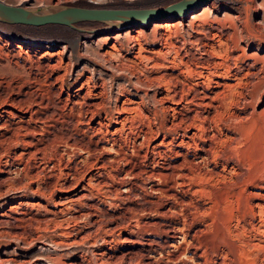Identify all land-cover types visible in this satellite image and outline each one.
Wrapping results in <instances>:
<instances>
[{
    "label": "rangeland",
    "instance_id": "1",
    "mask_svg": "<svg viewBox=\"0 0 264 264\" xmlns=\"http://www.w3.org/2000/svg\"><path fill=\"white\" fill-rule=\"evenodd\" d=\"M2 1L9 3L27 2L30 4L64 1L113 6H149L165 4L174 0ZM206 9L203 10L202 7L196 6L192 9L194 15H190L191 12H188L185 16L180 17L179 22H176L175 20L176 17H178L176 14L167 13L162 17L163 21H160V23L155 22L157 23L155 24L153 22V24L149 21L141 24L137 23L136 25L141 26H139L140 32L138 33V40H132V38L128 37L124 31L131 24L123 27H106L95 30L76 29L73 27H71V30L70 26L67 25L69 27L68 29L65 24H61L64 26L48 25L47 23L39 25L26 23L4 24L3 26L5 27V30H0V95L1 97L3 95V98H6L8 94L16 96L20 95L22 97L23 90L30 88L34 93L32 92L33 94H31V96L30 94L29 96L26 95L24 98H27V101L24 100V103H27L29 100L39 99H42V102H46V107L40 109V115H48L45 119L47 122L46 126H48L46 136L48 135L51 137L47 136L53 145L48 140V143L49 145H52V148L50 149L49 145H46L44 148L45 150L42 153V157L44 158H42L44 160L43 164H40L39 157L37 156H24L21 159L20 154L18 155L21 151V146L10 148V151L13 153L12 157L15 158L11 163L5 165L3 163L5 157L2 158V166H4L6 170L2 173V177H9V180H6L9 188L4 192V196L0 198V213L3 210H6V207L10 203L20 199L23 202H27L20 205L21 208H25V206L28 205L27 207L29 211L44 216L46 215L45 211L55 209L52 199L54 200L55 198L56 200L59 196L73 193V188L68 192L59 190L57 188V181L53 182L52 180L56 179L55 177H57V174L60 175V170L64 168L65 165L69 167V165L72 166L74 164L72 161L76 159V156L74 155L75 149L81 150L77 145L75 149L73 146H69L65 140L71 142L72 138L76 139L75 137H77L86 141V139L89 140L90 138L87 134H83L81 131L76 130V115H69L67 111L68 108L64 109L65 113L61 112L60 104L61 99L67 96L68 93H74L82 79L87 76H89L88 80H90V84H93L91 82L94 81L98 88L103 89V96L105 98L103 97L104 108H102L101 111L102 115L105 112L107 115L114 111L115 107L118 104H122L127 98L139 101L141 96H143L144 103H138L139 105L137 106L139 107L134 110L136 116L134 115L133 125L138 124L139 122H148L154 128H158L161 121L171 124L172 121L177 120L176 117L179 116V114H177L178 112L164 108L165 103L154 99L156 90H158L157 83H152V81H150L148 83L149 85L144 84V86L137 80L138 78H141L145 81V75L152 69V60H141L140 62L138 58H134V55L139 51L140 45L138 42H141L143 47L145 46L146 53L150 55H152L154 53L152 51H155L156 49H168L170 43H172L177 51L179 50L182 53L185 52V54L187 52L190 55V59L192 57V61H190L192 67L190 66V68L193 71L197 68L191 76L188 75V78H190V81L192 82V87H194L193 89L199 87L195 85L196 81H204L208 78V75L210 77H213L216 74L221 76L226 69V72H228H225V75H222L221 77H227L230 73L235 74L236 72H239L241 79L238 78V76L236 77V75L234 76V74L231 75V83L218 89L220 91L222 90L221 92H218L221 95H217L218 93L214 95L213 103L216 105L214 106V104H212V106L205 109L206 112H203V115H205L204 113L208 114H206L207 116H204V118H206V121L204 120V126H206V134L208 133L209 146L212 145L213 147H211L219 152L218 155L221 156L217 157L219 161L225 162L226 160H229L226 173H224L225 178L216 175L212 178L211 176H206L207 178L205 177L203 179L199 178V180L198 178L195 180L190 178L192 181L188 178L185 180L186 183L184 184V187H188V190L191 191L189 192L187 190L190 196H193L192 201L195 202V200H197V202H201L203 207L206 208L207 214H202V212H200V216H197L199 218H193L194 220L200 219V221L202 219L201 227L206 230H203L204 237L206 235L211 241L215 240L217 243L219 242L220 249L223 252H227L229 264H235L236 262L239 264H264V202L262 206H254L256 208L253 207L252 210L244 203L245 200L242 198L243 185L246 186V183H250L255 179V182H253L254 185L249 186V189L260 191L262 188L259 183H264V0H209ZM173 22L175 23L173 24ZM78 24H82L85 27H88L90 24L94 25L90 22L87 24ZM97 24H102V22L95 23V25ZM20 32H25V35ZM112 44H114V47L116 46L114 49L111 47ZM171 49L170 52L174 55L173 50L175 49ZM204 49L206 51H212L216 56L213 59L215 62H209L210 64L207 66H202L203 59L201 56L205 51ZM107 50L112 52L107 53ZM216 52L219 53V56ZM245 53L251 55L248 56V58H245ZM171 54L168 55V59L169 57L170 59L172 58L173 55ZM133 60H135V62ZM216 60H218V62ZM251 60L254 63L253 66L247 64V61ZM48 62L66 63L68 70H63L61 67L59 69L58 67L55 69V72L51 75H47L49 76L47 77L44 71L46 70L45 66ZM164 62L170 64L167 60ZM179 64L178 70L181 72V75L184 73L186 74L185 71L190 70L186 68V65L183 62L180 61ZM214 66L216 67L214 68ZM201 70L204 72V76L202 75V78H199V73L197 71ZM247 70H249L248 75ZM48 71L52 72V70ZM56 72H63L62 80L59 78L56 79L54 81L56 83L52 84L50 88L42 84L43 81H50V77H53ZM61 81H63V85L58 83ZM207 81L210 82L209 78L204 82L207 84ZM146 90L147 97L144 96ZM28 98L30 99L28 100ZM89 99L90 98H86V101H89ZM193 101L195 102L196 100L193 99ZM194 106L193 109H195L193 112L195 111L194 113L196 114L198 107H196V105ZM103 109L106 111H103ZM142 111L143 113H141ZM193 112L191 114L192 116L195 115ZM51 115L53 117H51ZM140 115H142V118H145L143 120L142 118L140 119ZM22 116L27 119L26 115L22 114ZM98 117L99 115H96V119ZM11 119L18 120L17 116ZM72 121L74 122V125ZM197 123L198 121L191 120V127L195 128L194 125H197ZM214 123H217V126ZM209 125L212 129L209 128ZM176 126L180 127L182 126V123L179 126ZM176 126L174 128H176ZM216 127L217 129H215ZM174 130L175 129L172 131L174 132ZM214 132L217 136L213 135ZM60 133L64 138L60 136ZM159 133H166L168 135L169 132L167 130H161ZM171 133L172 132H170V134ZM122 135L127 139V133L125 134V132H123ZM65 136L66 138L68 137V139H65ZM214 137L219 139L216 140ZM220 137L221 140L223 139L222 141L220 140ZM54 138L56 141H54ZM74 142L84 146L83 143L78 142L77 140ZM48 149L49 152H47ZM227 151H229V154H226ZM81 152L84 153L83 151ZM222 152H224V155ZM92 154L93 156L100 155L99 151H94ZM47 155H51V157H48ZM21 161H24V163L26 162V165H28L27 169L30 170H26L27 173H25L26 168H18L22 166L18 164ZM55 162L56 164L54 165L56 167H53L52 164ZM57 164L60 165L57 166ZM42 165L45 167L40 171ZM46 166L48 167V170ZM221 166L220 162L217 166L218 169H220ZM233 167H235V169H233ZM17 169L19 170L17 171ZM34 169H38L39 171L37 170V172H34ZM230 169L231 171H228ZM52 170L54 172H52ZM123 173L124 172H119L118 175L123 176ZM252 173L255 177L258 175L259 178L249 177ZM236 175H240L239 178L241 180L243 179L245 182H243L244 184L239 182V187L236 186L237 183L233 181L236 179ZM58 180L59 182L62 180V175H60ZM79 188L80 186H77V189ZM194 189H198L196 194ZM239 191L241 193H238ZM41 192L43 193L41 194ZM208 195H210V197ZM236 195H242V197L240 196L242 199ZM213 198L214 200L217 198L216 201L218 202L214 201ZM236 199H240V206H238L239 204ZM28 202L30 203L28 204ZM120 205L122 204L113 207L114 210L112 209V206L111 208H107L108 212H98L97 219L105 218L104 213H107L108 215V213L115 212V208L118 209ZM107 206L109 207V205ZM248 213L252 214L249 215ZM65 216L67 215H50L45 220L33 222L31 224L21 222H16V224H13L15 222H12L11 224L2 223L0 221V264H70V262L75 261L78 255L81 254L90 259L93 264H96L106 258V255H120L122 250L120 248L121 243L119 242V238L122 235V232L119 228L105 232L103 230L104 227L108 228L109 225L106 226L104 224L103 228H98V226L92 227V216L79 217L77 223H73L72 220L68 223V221L65 220ZM187 218L188 220L190 218L192 219L190 214H188ZM241 224L244 226L242 225L243 227H239ZM64 231H70L69 238L63 234ZM84 234L89 236L81 239L80 237ZM74 238L76 240L79 239V242H71ZM104 239H107L108 241L106 242ZM222 240H224V242ZM256 244H260L257 246L261 247L258 248ZM246 248L247 251L244 250ZM104 251L107 252L105 256L101 254ZM241 251L246 252L241 254Z\"/></svg>",
    "mask_w": 264,
    "mask_h": 264
},
{
    "label": "bare ground",
    "instance_id": "2",
    "mask_svg": "<svg viewBox=\"0 0 264 264\" xmlns=\"http://www.w3.org/2000/svg\"><path fill=\"white\" fill-rule=\"evenodd\" d=\"M189 1L190 0H178L177 2L184 3ZM207 5L208 2L202 4L200 7H202V9L205 10ZM189 12H191L190 15H194L192 9ZM186 13H188L186 12V10L176 13V16H178L175 19L176 22H179L180 17L185 16ZM163 16L165 15L155 14L147 21L152 23L153 22L160 23V21H163L162 19ZM145 22L146 20L140 21L138 22V24ZM174 23L175 22H173V24ZM129 24L131 25L124 30L126 35L128 37H131L132 40L133 39L138 40L140 25H136L137 22H132ZM138 44L140 45L139 51L136 53V55H134V58H138L140 62L141 60H148V61L152 60L153 62L152 69L150 68L151 69L150 72L148 71L149 73L147 72L148 74L145 75V81H143V79L141 78H138L137 79L138 82H141L143 85L148 84L150 81H152V83L153 82L157 83L158 90H156L154 99L165 103L164 108L173 110L174 112H178L177 114H179V116L176 117L177 120H174L175 122L172 121L173 123L171 122V124L165 121H161L158 128H154L148 122L146 123L139 122L138 124L133 125L134 124L133 119L135 115L134 110L137 107H139L137 106L139 105L138 103L140 102L144 103L143 96H141L139 101L135 99L132 100L130 98H127L126 100L123 101L122 104H118L115 107L114 111L110 112L107 115L105 112L102 115L101 111L102 108H104L103 89L98 88L97 84L94 83V81L91 82L93 84H90L89 83L90 80H88L89 76H87L86 78L82 79L79 86L76 87L74 93L72 94L68 93L67 96L61 99V104H60L61 112L65 113L64 109L68 108L67 111L69 115L71 114L76 115V123H77L76 130L81 131L83 134H87L90 138L89 140L86 139V141H83L77 137H75L76 139L72 138L71 142L65 140V142L69 146L71 147L73 146L75 149L77 145L81 148V150L80 149H75V151L73 150L75 152L74 155L76 156V159L72 161L74 164L72 163L73 165L72 166L69 165V167L65 165L66 167L64 166V168H62L63 170L62 169L60 170V175H62V180L59 182L58 180L60 178L59 174H57V177H55L56 179L52 180L53 182L57 181L58 183L57 188L59 190L68 192L71 188H73L74 190L73 193L64 196L63 195L59 196L58 199L56 200L55 198L54 200L52 199V203L55 205V209L45 211L46 215L44 216H40L38 213L29 211L27 207L28 205H26L25 208H21L20 205L27 202H23L22 200L19 199L15 202L10 203L6 207V210H3L0 213V221L2 223H11V224L12 222H15L13 224H16V222L31 224L33 222H40L42 220H45L50 215L66 214L67 216H65V220L68 221V223L70 220H72L73 223H77L78 218L79 217L81 218L82 216H92L91 218L92 227L98 226V228H103L104 224L106 226L109 225L108 228L104 227L103 230L105 232L119 228L120 231L122 232V235L119 238V242L121 244L118 242L122 250L120 252V255H115V254L106 255L107 252L104 251L101 254L103 256L106 255L107 257L101 260L100 263H96V264H229L227 252L225 251L223 252L220 249L218 244L219 242L217 243V241L215 240L211 241L210 238H208L206 235L204 237L203 230L205 229L201 227L202 219L201 221L200 219L194 220L193 217L196 218L197 216H200L199 215L200 212H202L203 214L206 213L207 210L205 207H203L201 202L199 201L197 202V200H195V202L192 201L193 196L191 197L189 194V192L191 191L188 190V187L185 188L186 186L184 187V184L186 183L185 180H187L188 178L189 179L192 178L193 180L198 178L199 180V178L203 179L206 176L207 177L211 176L212 178L214 175L220 176L221 178H225L224 173H226L229 160L225 159L226 160L225 162L219 161L217 159V157L220 156L218 155L219 152L215 151L212 148L213 147L212 145H211L212 147L209 146L208 143L209 141L207 136L208 133L206 134V130H205L206 126H204L205 125L204 120L206 119L204 118V116L207 113H204L205 115H203V112L205 111L206 108L214 104L213 103L215 97L214 95L220 91L218 89H220L224 85L227 86L229 85V83H231L232 81L231 75H233L234 73L232 74L230 73V75L228 73L229 76L221 77L222 75H225V72L227 70L226 69L224 74L221 73L222 74L221 76L217 74L216 75L213 74L214 76L210 77L208 75L207 77L209 78L210 82L207 81V84L204 82L208 78H206L204 81L203 80L196 82L194 81L195 85L199 87L193 89L194 87H192V82L190 81V78H188V75L191 76L197 68L194 71L190 68L191 66L190 61H192L191 60L192 57L190 59V55L187 52L185 54V52L182 53L179 50L177 51L176 48L173 47L172 43H170L171 46L169 45L168 49L165 48L156 49L155 51H152L154 52L153 53L154 55L153 54L150 55L146 53L144 48L145 46L143 47L141 42L140 43L138 42ZM111 47L114 49L116 46L114 47V44H112ZM171 48L175 49L173 50L174 55L171 54L170 52V50H172ZM111 52L108 51L107 53H111ZM217 53L218 52H216V54ZM170 54L173 56L171 59L170 57L168 59V55ZM217 55L219 56V53ZM244 55L245 58H248V56H250L251 54L245 53ZM201 57L203 59L202 66H207L208 64H210L209 62L212 63L215 62V60L213 59L216 56L215 53H213L212 51L210 52L208 50L207 51L205 50ZM166 60L170 64L165 63L164 61ZM252 60L247 61V64L253 66L254 60L253 61ZM133 61L135 62V60ZM180 61L186 65L187 69H190V70L185 69L187 70L185 71L186 74L184 73L181 75L180 74L181 72L178 70ZM216 61L218 62V60ZM45 67L46 70L44 71V73L46 74V76L51 75L53 72H55V69L58 67L59 69L61 67L63 70H68L67 64L66 63L62 64L61 62H55V63L48 62ZM215 67L216 66H214V68ZM48 70H52V72H49ZM248 71L249 70H247V75H248ZM197 72L199 73V78H202L204 72L202 70ZM235 75L236 77L238 76V78H240L239 72H236L234 76ZM50 78H51L50 81L48 82L43 81L42 83L43 85L49 88L51 87L52 84L56 83L54 82L56 79L59 78L62 80L63 72L61 73L56 72V74ZM58 83H60V85H63V81ZM23 91L24 92L22 93L23 94L22 97L20 95L16 96V95L8 94L6 98H3V95L2 97L0 95V198L4 196V192L6 191L7 188H9L8 187L9 185H7V181H6L9 180V177H2V173L6 171L5 167L2 165L3 163L7 165L11 163L13 159H15L12 157L13 153L12 151H10V148L21 146V151L19 153L17 152L18 155L20 154L21 159L24 156L25 157L37 156L39 157L40 164H43L44 158L42 157L43 155L42 153L45 150L44 148L46 147V145L47 146L49 145L48 137L50 136L48 135H47L48 137L46 136L48 126H46L47 122L45 121L48 115L46 114H45L46 116L40 115V109L46 107V102H42V99L29 100L31 98L30 97L28 98L29 101L27 103H24L23 102L24 100L27 101V98L25 99L24 97L26 95L29 96V94L31 96V94H33L34 92L30 88L29 89L26 88ZM219 94L220 93H218L217 95ZM144 96L147 97V90L145 91ZM86 98H90L89 101H86ZM193 99H195L196 101L194 102ZM194 105L198 107V109L196 108L197 109L196 114L194 113L195 111L193 112V110L195 109V108L193 109ZM215 105L216 104H214V106ZM103 111L106 110L103 109ZM192 112L195 114L194 116L191 115ZM141 113H143V111ZM22 114L26 115L27 119H25L24 116H22ZM146 114L144 115L147 116ZM96 115H99L97 119H96ZM16 116L18 120L11 119ZM140 116L141 117L139 118L141 119L142 115ZM51 117L53 116L51 115ZM144 118H142V120ZM190 118L191 120L198 121L197 125H194L195 128L191 127ZM72 123L74 125L73 121ZM181 123L182 126L180 127L176 126V125L179 126ZM214 124H216L217 126V123ZM175 126L176 128H174ZM209 128H211L210 125ZM173 129H175L174 132L172 131ZM215 129H217V127ZM161 130H167L169 132L168 135L166 133L160 134L159 132ZM123 132H125V134L127 133V139H125V136L122 135ZM170 132L172 133L170 134ZM213 135L217 136L215 132ZM60 136L63 137L62 134ZM65 139H68V137L66 138L65 136ZM214 139L217 140L219 138L214 137ZM75 140L83 143L84 146L83 145L81 146V144L80 145L76 144V142H74ZM54 141H56V139ZM52 145H49L50 149L52 148L51 147ZM81 151H83L84 153H82ZM94 151H99L100 155L93 156L92 152L94 153ZM47 152H49V149ZM222 153L224 155V152ZM226 154H229V151H227ZM49 156L51 157V155ZM3 157H5L4 158L5 160L2 163ZM220 162L222 166L220 169H218L217 166ZM18 164L22 165L18 168L21 169L26 168L25 171L30 170L27 169L28 165H26V162L24 163V161H21ZM54 164H56V162L52 164L53 167H56ZM59 165L60 164H57V166ZM43 167L45 166L42 165L40 167L41 168L40 171H42ZM233 169H235V167H233ZM18 170L19 169H17V171ZM37 170L34 169V172H37ZM228 171H231V169ZM52 172L54 171L52 170ZM119 172H124L123 173L124 175L119 176L118 175ZM25 173H27V171ZM251 175L254 174L252 173ZM251 175L249 177H253V178L255 177V175L254 176ZM236 176H237L236 179L233 181L236 182L237 183L236 186H238V183L240 182L242 184L244 180L243 179L241 180L238 175ZM256 176L257 177L255 178H259L258 175ZM192 179L190 180L192 181ZM253 182H255V179L252 180L250 183H246L245 184L246 186L243 185L242 186V188L244 187L242 190L243 197L242 195H240L245 200V202L244 200L243 202L247 206H249L252 210L254 206L256 207L262 206L264 202V183L263 184L259 183V185H261L262 188L260 191H253L249 189V186L254 185ZM189 184L191 185L190 182ZM77 186H80V188L77 189ZM200 187L203 189L201 185ZM198 189H194L195 194L198 191ZM187 190L189 192H187ZM43 192H41V194ZM238 193L241 192L239 191ZM208 196L210 197V195ZM216 199L214 200L213 198L214 201H216ZM239 200H237L239 204V205L237 204L238 206H240ZM29 203L30 202H28V204ZM119 204L122 205H120L118 209L115 208L116 209L115 212L108 213V215L107 213H104L105 218L97 219L98 212H108L107 208H111L112 206L113 209V207H116V205L118 206ZM107 205H109V207ZM188 214H190L192 219L190 218L188 220L187 218ZM242 225L243 224H241V226L239 225V227L244 226ZM63 234H65V236L69 238L68 236L70 234V231L67 232L64 231ZM87 236L89 235L84 234L80 238L82 239ZM104 240L106 242L108 241L107 239ZM222 241L224 242V240ZM71 242L77 243L79 242V239L76 240L74 238V240ZM260 244H256V246ZM244 250L247 251V248ZM246 251L244 252L241 251L242 252L241 254H244ZM236 263L239 264L238 262ZM70 264H93V263L85 255L81 254L78 255L75 261L70 262Z\"/></svg>",
    "mask_w": 264,
    "mask_h": 264
},
{
    "label": "water",
    "instance_id": "3",
    "mask_svg": "<svg viewBox=\"0 0 264 264\" xmlns=\"http://www.w3.org/2000/svg\"><path fill=\"white\" fill-rule=\"evenodd\" d=\"M174 0L165 4L149 6H113L103 4H81L52 1L39 4L27 2L9 3L0 0V21L39 25L60 23L76 29L95 30L98 28L125 26L132 22L147 21L155 14H176L194 7H200L209 0H190L179 3ZM79 21L102 22V24H78Z\"/></svg>",
    "mask_w": 264,
    "mask_h": 264
},
{
    "label": "trees",
    "instance_id": "4",
    "mask_svg": "<svg viewBox=\"0 0 264 264\" xmlns=\"http://www.w3.org/2000/svg\"><path fill=\"white\" fill-rule=\"evenodd\" d=\"M78 23H84V24H87L88 23V21H79ZM92 24H95V23H100V22H97V21H93V22H91ZM4 24H9V23H7V22H4V21H0V30H5V27L3 26ZM27 24V23H26ZM48 25H57V26H64V25H61L60 23H52V22H49V23H47ZM67 26V25H66ZM68 27V26H67ZM68 29H69V27H68ZM70 29H71V27H70ZM72 30V29H71ZM20 33H22V34H24L25 35V32H20ZM27 34V33H26Z\"/></svg>",
    "mask_w": 264,
    "mask_h": 264
}]
</instances>
